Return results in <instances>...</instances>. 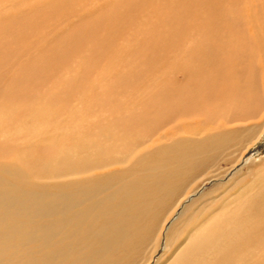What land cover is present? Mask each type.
<instances>
[{
  "label": "bare ground",
  "instance_id": "obj_1",
  "mask_svg": "<svg viewBox=\"0 0 264 264\" xmlns=\"http://www.w3.org/2000/svg\"><path fill=\"white\" fill-rule=\"evenodd\" d=\"M6 1L0 264H264V0Z\"/></svg>",
  "mask_w": 264,
  "mask_h": 264
},
{
  "label": "rangeland",
  "instance_id": "obj_2",
  "mask_svg": "<svg viewBox=\"0 0 264 264\" xmlns=\"http://www.w3.org/2000/svg\"><path fill=\"white\" fill-rule=\"evenodd\" d=\"M35 0H33V2H34ZM69 1V0H68ZM99 0H97V1H95V0H91V2H92V6H87V8H86V10H88V8H90L88 11H89V13H91V15L93 14V12L92 11H95V13L93 14V15H96V14H98L99 12H100V10H103L107 5H110L111 3H114V4H125V3H127V2H131V1H133V0H100L99 2H100V5L98 4L99 2H98ZM110 1V2H109ZM126 1V2H125ZM142 0H138L137 1V3L140 5L142 2H141ZM151 1H154V0H151ZM186 1L187 0H169V2H175V3H177L181 8L180 9H178L179 11H182V6L181 5H184L185 3H186ZM6 2H9V3H12V1L11 0H7ZM25 2V1H24ZM32 1H29V3H33ZM48 3L50 2V1H47ZM155 2V4H160V3H162L161 1H159V0H156V1H154ZM15 3L16 2H13V5H14V7H12V8H10L8 5H4L3 6V4H2V6H1V8H2V11H3V13H5V12H12V14H18V13H21V12H23V11H25V10H27V8H28V4H23L22 6H20V5H18V6H15ZM104 3V4H103ZM98 4V5H97ZM26 5V6H25ZM49 4H47V6H48ZM141 6V5H140ZM16 7V8H15ZM94 9H98V10H93L92 8ZM104 7V8H103ZM14 9V10H13ZM22 9H23V11H22ZM92 9V10H91ZM12 10V11H11ZM16 10V11H15ZM14 11V12H13ZM120 11V10H119ZM118 11V12H119ZM159 12H160V10H158ZM119 13H121V11L119 12ZM88 14V13H87ZM48 15H50V14H48ZM45 16H43L42 18H40L41 20L44 18ZM94 18V17H93ZM80 20H79V18H77V16H76V13L75 14H73L70 18H67V19H63V21L62 22H59V23H57V22H55V24H54V27H53V29L51 30V37L50 38H48V40H47V42L45 43V46H57V45H62V43H63V41H66V40H69V39H67V37L65 36L66 35V33H71L70 31H74V30H72L73 28V26L75 27V25L76 24H78V22H79ZM138 28L139 27H136V28H134V30H133V32H135V34H138ZM109 30L108 31H110V27L108 28ZM40 32L41 33H43L41 30H40ZM57 36V37H56ZM137 37L138 36H134L131 40H130V46H132L133 44H137V41L135 42V40L137 39ZM140 41V40H139ZM48 46V47H49ZM47 47V48H48ZM126 47H127V49H126ZM54 49H52L51 50V47H50V50H49V52H52V54H53V52H54V57H55V59L58 57V55H59V53H58V50L55 48V47H53ZM124 49V50H123ZM123 54H124V56H127V53H129L130 51H132L131 49H135V50H137V48H136V46L134 47V48H129V46H128V44L126 43V42H124L123 43ZM125 49L127 50V53H126V55H125ZM45 53V52H44ZM44 53H43V49L39 52V53H37V55L38 54H40V55H43L42 57H44V59L45 60H47V58H46V56L44 55ZM48 54H50V53H48ZM128 58V57H127ZM29 59H30V53H23L21 56H20V58H19V60H21V61H28L29 62ZM54 58H50V60H53L54 62H58L59 60H55ZM99 68H101L102 70H100L99 69V71H98V74H99V79L101 80V77L102 78H106V80L105 81H103V80H101L102 82H103V87L100 85V84H98L97 82H95L94 84H97L99 87H101V88H103V89H108L107 87H108V85L109 84H113V85H115V86H118L119 84H118V80L116 79V78H114V79H111V78H109V79H107L108 77V75H106L107 73H105L104 72V69L106 68V67H104V64L103 63H101L99 66H98ZM14 69V68H13ZM114 69L115 68H113V71H114ZM121 72V70H118L116 73H114V75H116L117 74V76H120V73ZM96 75V78H98V76H97V74H95ZM122 76V75H121ZM50 80H52V82H53V78L52 79H50ZM94 81H96V79L94 80ZM8 82H9V77H5L3 80H2V82L1 83H6V84H8ZM64 82H66V78L65 79H63V80H60V81H55V82H53L54 83V85L53 86H51V87H49V88H53V87H56L57 86V84H59V83H64ZM56 84V85H55ZM93 89H97L95 86H93L92 87ZM91 91V90H90ZM88 89H86V95H88L90 92H88ZM15 96V92H12V91H9V90H7V89H5L4 88V86H2V88L0 89V100H1V102H2V104L3 105H7L8 103H9V100L11 99V98H13ZM44 130H46V128H44ZM63 142V140H60V141H58V144H61ZM242 155H244L243 156V158L242 159H240L239 160V162H238V164H236V166H234L233 168H231V170L229 171V173H235L236 171H238V170H240L241 168L243 169V173H245V172H248L251 168H252V166H251V164L249 163V164H245V163H247L246 161H248V162H253V161H256V162H259V161H261V160H263L264 159V132H263V134L261 135V137L254 143V144H252V145H250V148L247 150H245L244 151V153L242 154ZM241 157V156H240ZM249 165V166H248ZM258 165V164H257ZM257 165H255V167L253 168V170H255V169H257ZM221 166H224V163L222 162L221 163ZM263 175V176H262ZM261 175V178L264 180V172H263V174ZM226 178L225 179H227V177H229L230 178V176H225ZM222 178H224V176L222 177ZM228 178V179H229ZM218 179V178H217ZM211 180V179H210ZM212 180H214L213 178H212ZM224 181H226V180H224ZM203 185H205L206 186V188H207V190L208 189H210L211 187H212V183L211 182H209V180L208 181H205L204 183H203ZM164 253V250H163V248L162 247H160L159 248V250H158V252L157 253H155V256H156V258H158V257H162L161 259H163L161 262H163V261H166V259H169L168 258V256L170 255H168V256H166L167 258H163V256H162V254ZM165 255H167V254H165ZM155 263V261L153 260L152 261V264H154Z\"/></svg>",
  "mask_w": 264,
  "mask_h": 264
}]
</instances>
